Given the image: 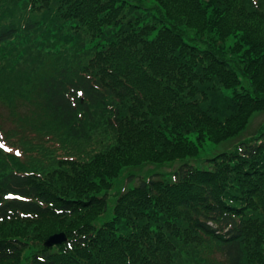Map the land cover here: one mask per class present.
Wrapping results in <instances>:
<instances>
[{"label": "trees", "instance_id": "trees-1", "mask_svg": "<svg viewBox=\"0 0 264 264\" xmlns=\"http://www.w3.org/2000/svg\"><path fill=\"white\" fill-rule=\"evenodd\" d=\"M0 73V107L5 86L27 100L12 75L31 90L33 128L4 106L27 138H86L97 116L113 135L46 174L0 147V264H210L199 246L264 264V127L120 193L95 224L124 167L197 157L264 113V0H0Z\"/></svg>", "mask_w": 264, "mask_h": 264}, {"label": "rangeland", "instance_id": "rangeland-1", "mask_svg": "<svg viewBox=\"0 0 264 264\" xmlns=\"http://www.w3.org/2000/svg\"><path fill=\"white\" fill-rule=\"evenodd\" d=\"M7 75V73H0V80L5 79ZM11 78L12 83H17L18 85L22 84L21 88L25 92H23L21 88L20 91L24 93L27 100H22L18 92L10 93L8 87L5 86V91L1 92L4 98L2 104L4 106H6V104L13 105L17 109L16 115L18 120L24 118L23 116H28L26 119L27 122L24 121V123L33 128L34 123H36V117L40 115V112H38L37 109L34 110L36 103L33 97L31 95L29 96L31 90L25 84V79H17L14 78L13 75ZM4 106L0 107V135L3 138H0V142L1 145H3L2 150L22 160V156H24V163H27L28 160H32L34 165L30 167L29 171L31 172L36 171L37 173L46 174L56 171L59 168L57 162L59 160L72 159L80 162L89 161L97 152H100L113 143V135L105 133L107 131V126L98 116L94 120V128L89 130L86 138H72L65 133H57L52 129L54 128L52 126H48V130H43L41 135L36 139L27 138L25 134L18 132L16 123L10 118V113ZM261 127H264V113H256L250 119L248 129L244 133L239 134L236 138L219 144L207 142L197 157H187L176 161L165 162L163 164L145 163L142 165L124 167L119 177L113 179V189L107 192L108 209L106 213L96 221V226L99 227L105 222L113 219L114 209L120 193L131 190L140 185L142 181H147L150 178L154 180H163L165 178L174 181L176 180L175 172L184 164L201 169L208 168V165L205 163L203 164V161L213 158L223 151H230L236 144L245 138H249ZM29 132H31L32 135L35 133L32 131ZM114 146L115 143L113 147ZM8 171H10L9 167L7 169L5 168L3 173H7ZM104 193L105 191H102L100 195L102 196ZM66 238L68 239L67 236ZM191 250H194L196 254L210 264H217L220 260L219 255L213 254L210 249L205 246L192 247ZM28 255H30L29 251L26 252V256ZM23 264H27V261H24Z\"/></svg>", "mask_w": 264, "mask_h": 264}, {"label": "water", "instance_id": "water-1", "mask_svg": "<svg viewBox=\"0 0 264 264\" xmlns=\"http://www.w3.org/2000/svg\"><path fill=\"white\" fill-rule=\"evenodd\" d=\"M66 235L65 234H56L49 238L48 244L50 246H57L60 244H63L66 241Z\"/></svg>", "mask_w": 264, "mask_h": 264}, {"label": "snow or ice", "instance_id": "snow-or-ice-1", "mask_svg": "<svg viewBox=\"0 0 264 264\" xmlns=\"http://www.w3.org/2000/svg\"><path fill=\"white\" fill-rule=\"evenodd\" d=\"M0 147H3V145H0Z\"/></svg>", "mask_w": 264, "mask_h": 264}]
</instances>
